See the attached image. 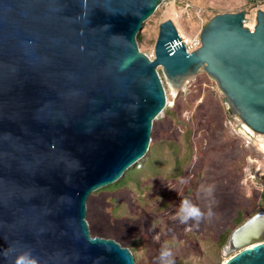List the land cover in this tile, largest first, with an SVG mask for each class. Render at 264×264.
Listing matches in <instances>:
<instances>
[{"label":"water","instance_id":"water-1","mask_svg":"<svg viewBox=\"0 0 264 264\" xmlns=\"http://www.w3.org/2000/svg\"><path fill=\"white\" fill-rule=\"evenodd\" d=\"M166 0H0V264H136L92 237L87 202L143 160L167 91L212 78L232 117L264 135V10L214 16L190 52L172 20L153 57L137 36ZM223 264H264V211L237 227Z\"/></svg>","mask_w":264,"mask_h":264},{"label":"rangeland","instance_id":"rangeland-1","mask_svg":"<svg viewBox=\"0 0 264 264\" xmlns=\"http://www.w3.org/2000/svg\"><path fill=\"white\" fill-rule=\"evenodd\" d=\"M240 10L252 21L247 0H166L144 23L139 48L153 57L160 24L166 20L193 40L217 14ZM164 84V115L154 121L146 157L131 168L138 178L119 184L124 175L90 196L89 230L92 237L129 248L136 264H160L164 247L172 250L175 264H223L228 257L221 236L264 211V137L255 140L242 133L205 72L177 94ZM209 184L215 185L211 198L201 191ZM183 199L205 212L211 208L213 217L198 225L181 224L176 213Z\"/></svg>","mask_w":264,"mask_h":264},{"label":"clouds","instance_id":"clouds-1","mask_svg":"<svg viewBox=\"0 0 264 264\" xmlns=\"http://www.w3.org/2000/svg\"><path fill=\"white\" fill-rule=\"evenodd\" d=\"M173 189L172 187H169ZM201 191L205 197L211 198L215 192V185H202ZM214 213L211 208L207 212L202 211V209L193 204L188 199H183L179 205V211L176 213L181 224H188L189 221H194L198 225L204 220H210ZM160 264H175V259L173 257V252L170 248L164 247L160 252ZM15 264H39L38 259L32 256L30 251H26L20 254L16 260Z\"/></svg>","mask_w":264,"mask_h":264},{"label":"built area","instance_id":"built-area-1","mask_svg":"<svg viewBox=\"0 0 264 264\" xmlns=\"http://www.w3.org/2000/svg\"><path fill=\"white\" fill-rule=\"evenodd\" d=\"M249 3V6L251 7L252 10V21H249L248 19V14L246 15L245 19L243 20V24L244 26L248 27L249 29L253 30L254 26L256 24V13L259 9L262 10L263 6H264V0H247ZM183 43L186 45V47L188 48V50L190 52H193L195 50H197L200 46H201V40L200 37H196L195 39H185L183 36H181ZM235 122L237 125H239V127L243 130V134L247 133L249 135H251V137L253 136V138L255 140L260 139L262 137H259V135L255 134H251L248 130V128L246 126H244L238 119L234 118ZM246 134V136H247Z\"/></svg>","mask_w":264,"mask_h":264},{"label":"trees","instance_id":"trees-1","mask_svg":"<svg viewBox=\"0 0 264 264\" xmlns=\"http://www.w3.org/2000/svg\"><path fill=\"white\" fill-rule=\"evenodd\" d=\"M148 157H149V155H148ZM176 157H177V155H176ZM138 174H139V172H137ZM136 172L134 171V169H131V170H128L127 172H126V174H125V177L123 178V179H121L120 180V182H119V184H125L127 181H129V180H132V179H137L138 177H136ZM255 215V214H254ZM245 223V222H244ZM243 223V224H244ZM242 225V224H241ZM240 225V226H241ZM229 237H230V235L229 236H224V235H222L221 236V238H220V244L222 245V246H224L226 243H227V241H228V239H229Z\"/></svg>","mask_w":264,"mask_h":264},{"label":"bare ground","instance_id":"bare-ground-1","mask_svg":"<svg viewBox=\"0 0 264 264\" xmlns=\"http://www.w3.org/2000/svg\"><path fill=\"white\" fill-rule=\"evenodd\" d=\"M248 130H249V132L251 134H255L256 135V132L255 131L251 130L250 128H248ZM257 135H259V133H257ZM259 137H264V135L260 134Z\"/></svg>","mask_w":264,"mask_h":264}]
</instances>
